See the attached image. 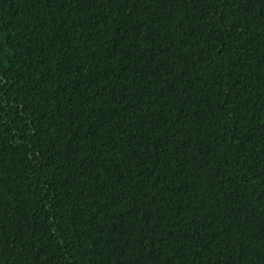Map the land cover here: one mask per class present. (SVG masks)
Returning <instances> with one entry per match:
<instances>
[{
    "label": "trees",
    "instance_id": "trees-1",
    "mask_svg": "<svg viewBox=\"0 0 264 264\" xmlns=\"http://www.w3.org/2000/svg\"><path fill=\"white\" fill-rule=\"evenodd\" d=\"M0 264H264V0H0Z\"/></svg>",
    "mask_w": 264,
    "mask_h": 264
}]
</instances>
